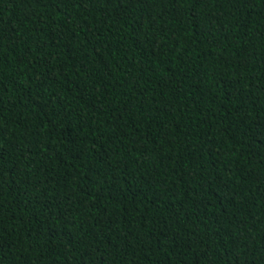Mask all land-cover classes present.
Here are the masks:
<instances>
[{
    "label": "trees",
    "instance_id": "trees-1",
    "mask_svg": "<svg viewBox=\"0 0 264 264\" xmlns=\"http://www.w3.org/2000/svg\"><path fill=\"white\" fill-rule=\"evenodd\" d=\"M0 264H264V0H0Z\"/></svg>",
    "mask_w": 264,
    "mask_h": 264
}]
</instances>
